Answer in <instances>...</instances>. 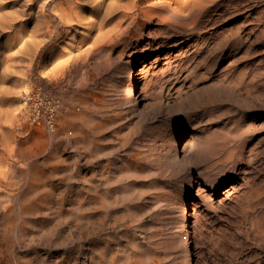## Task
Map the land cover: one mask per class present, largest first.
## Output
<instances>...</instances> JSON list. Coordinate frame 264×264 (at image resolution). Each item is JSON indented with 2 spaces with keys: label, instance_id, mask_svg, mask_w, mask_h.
Masks as SVG:
<instances>
[{
  "label": "rangeland",
  "instance_id": "1",
  "mask_svg": "<svg viewBox=\"0 0 264 264\" xmlns=\"http://www.w3.org/2000/svg\"><path fill=\"white\" fill-rule=\"evenodd\" d=\"M62 3L41 19L37 1L0 9V32L17 10L28 24L21 45L0 36V190L13 207L0 264H264V0H209L83 42L54 18ZM25 94L53 106L52 125L31 121ZM33 133L47 146L18 173L9 152Z\"/></svg>",
  "mask_w": 264,
  "mask_h": 264
},
{
  "label": "bare ground",
  "instance_id": "2",
  "mask_svg": "<svg viewBox=\"0 0 264 264\" xmlns=\"http://www.w3.org/2000/svg\"><path fill=\"white\" fill-rule=\"evenodd\" d=\"M12 2L16 7H19L22 0H0V9L6 6V3ZM38 2V6L34 9L37 18H45L48 14V8L54 0H29L30 3ZM153 1V2H151ZM209 0H67V3H62L58 15L54 14V18H59L61 24H65V30L72 40H90L91 37L105 38L106 34L120 33L121 31L130 29L143 18H151L154 13L162 14L169 13L172 18H191L196 12L201 10L203 2ZM68 8V12L66 9ZM3 13V11H0ZM26 16L17 10L14 17L6 23L0 32V36L11 37L12 33L15 34L14 42L21 45L24 36L23 29L26 22L22 20ZM0 17L3 19L2 14ZM127 26L124 28V24ZM106 26H111L108 32L105 30ZM18 29V30H17ZM72 30V31H70ZM70 32V33H69ZM96 33V35H95ZM106 33V34H105ZM7 38V37H5ZM11 40V39H10ZM8 40V41H10ZM12 40L9 42L11 44ZM15 84L20 85L23 80V68L17 67L15 71ZM128 96L138 100V92L135 90L136 79L133 75L129 76ZM29 140L24 144L16 143L9 156L17 157L14 160L13 167L16 172H21L18 166V158L26 153H34L42 150L47 146V138L44 133H33L29 136ZM1 182V180H0ZM186 203V202H185ZM12 205L9 196L5 195L0 190V216L8 217L12 212ZM178 228L181 234L182 241L185 242V261L191 259L190 237H189V215L188 207L183 205L180 213L178 214Z\"/></svg>",
  "mask_w": 264,
  "mask_h": 264
},
{
  "label": "built area",
  "instance_id": "3",
  "mask_svg": "<svg viewBox=\"0 0 264 264\" xmlns=\"http://www.w3.org/2000/svg\"><path fill=\"white\" fill-rule=\"evenodd\" d=\"M24 100L25 104L29 105L28 114H30L32 122L40 124L44 119H47L48 124H53L54 108L50 103H43L41 97L37 98L33 94H25Z\"/></svg>",
  "mask_w": 264,
  "mask_h": 264
}]
</instances>
